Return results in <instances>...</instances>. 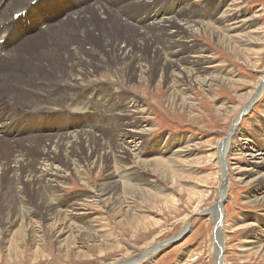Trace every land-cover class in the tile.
Returning <instances> with one entry per match:
<instances>
[{
    "label": "rangeland",
    "instance_id": "obj_1",
    "mask_svg": "<svg viewBox=\"0 0 264 264\" xmlns=\"http://www.w3.org/2000/svg\"><path fill=\"white\" fill-rule=\"evenodd\" d=\"M155 4L157 10L150 13L148 7L141 6V14L146 16L137 27L152 28V24L175 18L183 34L177 36L178 43L165 48L162 57L179 63L181 68L165 64L160 71V62L151 63L154 58L148 56L143 78L137 71L131 74L128 67L135 52L130 35L121 30L111 32L108 38L123 42L103 50L98 16L90 22L97 26V32L90 36H83L85 23L79 28L69 26L73 20L70 16L64 26L59 23L48 32L43 30L39 33L43 36L30 43L35 56L41 50L47 52L42 61L45 67L55 66L57 71L67 73L65 57L72 54L73 47L81 46V56L73 60L70 73L73 81L97 79L103 85L102 96H76L99 101L98 109L91 108L94 115L91 110L73 107L76 98L66 94L69 89L56 84L62 80L58 72L39 71L34 61L21 65L26 79L35 82V89L43 83L47 95L59 92L67 103L63 108L73 111L67 112V122L58 126L63 129L58 136H64L71 124L86 122V127L92 122L97 126L98 141L73 148L52 147L41 136L42 141L27 145H0V264H264V199L259 197L264 194V180L248 182L251 176L232 170L252 166L246 154L264 152V0H156ZM129 12L135 14L133 8ZM186 14L198 18L205 29L183 25L180 20ZM63 30L66 32L60 34ZM50 39L57 42L43 47ZM52 47L53 52H48ZM21 52L30 58L27 49ZM183 67L192 68L193 74H185ZM1 70L8 72L5 67ZM172 71L181 75L175 79L186 96H169L167 81L171 82ZM195 76L219 80L192 83L189 79ZM93 83L80 86L78 93H95ZM261 87V95L255 99ZM24 99L30 101L27 96ZM131 117H135L139 133L138 146L131 154L121 150L125 155L120 158L123 154L118 152L124 141L117 142L111 124L114 122L121 131L129 130L123 120ZM224 143L227 148L222 158L217 149ZM107 150L114 153L105 155ZM180 150L183 152L179 154ZM67 151L73 161L64 158ZM95 152L101 156L93 167L88 155ZM43 160L62 170L59 187L27 180L31 172L45 164ZM72 162L80 167L81 180L74 174ZM253 166L258 171L263 168ZM221 167L228 169L223 178ZM222 185L227 186L221 202L222 250L216 253L218 223L213 213L206 212L218 204ZM102 190L112 195V202L91 198ZM52 198L61 209L64 204L88 203L81 211L86 215L73 222L76 232L65 240L66 236H53L49 228L45 208ZM21 201L32 211L34 242L27 237L26 224L18 226ZM4 231L10 234L5 236ZM248 239L256 242L252 251H246Z\"/></svg>",
    "mask_w": 264,
    "mask_h": 264
},
{
    "label": "bare ground",
    "instance_id": "obj_2",
    "mask_svg": "<svg viewBox=\"0 0 264 264\" xmlns=\"http://www.w3.org/2000/svg\"><path fill=\"white\" fill-rule=\"evenodd\" d=\"M155 1L156 0H0V145L11 144L12 142L27 145L30 142L36 143L42 141L43 137L41 136H45V139H47L51 143L52 147L58 145L65 146L66 148H73L79 143H84V145H87L89 142L98 141V137H96L97 135H95V128L97 126L92 125V122L86 127V122L78 125L71 124V126H69V129L65 130L63 134L64 136H62L64 138H62L61 135L58 136V132L62 129L58 128V126L64 122H67L65 118L66 113L70 112L71 114V112L73 111H68L67 108H63L67 107V103H65L66 101L64 102L61 99L59 92L55 93V95L53 96L47 95L44 90L45 85L43 83L42 84L44 86L38 83L40 88L35 89L33 84L35 82L31 81V79L29 78L26 79V72L25 70H23V66L21 65V62L29 65L30 61H34L36 65L34 67L39 71H44L47 69L48 71H53L54 73L58 72L57 75L62 80L60 82H57L56 84L65 89H69L68 91H66V94L71 96L72 98H76V96H102L101 87L103 85H100L99 82L95 81L97 79H92L94 81L93 90H95V93L93 94L88 92L82 94L78 93V88L80 86L87 87L88 85L89 87L92 80L82 82V80H79L80 74L77 76V80H79L78 82L72 80L73 76L70 72L73 70V67L75 65L73 60L77 59L78 56H81L82 50L80 45L73 47L70 50L72 51V54L65 57L66 61L68 62L67 71L69 73H67L66 71H57L58 69L55 66L45 67L42 64V61H44V59L48 56L47 52L45 50H41L40 54L35 56L34 49H31L29 46L33 40L37 41L40 37L43 36V33L39 34L43 30H46L45 32H48L50 27H57L59 23H64V26L65 22L69 21L68 19L70 16L73 17V20L69 23V26L72 25L76 28H79L82 23L86 24L85 28L83 29V36H90V34H92L93 32H97V26H95L94 28L90 24V22L94 21L98 16L101 20L99 24L100 33L98 34L104 36L102 38V49L105 51H107L108 49H112L115 43L119 41L123 42V40L120 39H115L112 41L110 38H108L111 32L115 33L116 31L121 30L128 33V35H130L131 42L134 45L135 52V55L131 56L132 64L128 68L131 71V74H134L137 71L138 77L141 79L146 72L144 67L146 66L145 63H147L146 59L148 58V56H150V58H154V60L150 59L151 63L158 61L160 62V71L164 70L165 64H168L172 69L181 68L179 67V63H174L162 57V52L165 51V48H167V46L172 43H178L179 40L177 39V36L183 34V32H181V30L176 26L177 21H175V18L171 16L170 18H166L162 23L156 25L152 24V28H149L150 26L137 27V24H141L139 23L140 20L144 16H146V13L141 14V6L148 7L150 9L148 13L156 11L157 6L155 4ZM186 4H189V2H187ZM98 5L101 6L98 7ZM97 8L99 9L98 13H94L89 17H81L83 13L92 12ZM130 8H133L135 10V14H131L129 12ZM112 11H114V13ZM225 16L228 17L229 15L225 14ZM123 17H125V19ZM183 17L185 18L180 21H183V25H186V27H198L199 29H205L203 25H200L198 23V18H193L189 14L183 15ZM133 22H136V24ZM138 28H140L141 30ZM64 32L66 31H59L60 34ZM56 34H58V32H56ZM30 37L32 38L30 39ZM47 42L48 44L44 45ZM47 42L43 44V47H47L49 43L52 44L56 43L57 41L56 39H50ZM25 49H27L28 51L26 53L31 54L29 59H26L21 52V50L23 51ZM53 50L54 47L50 48L48 52H53ZM85 54L89 56L93 55V53L90 52H86ZM26 60L27 63L25 62ZM184 62H187V60H184ZM4 67L8 69L7 73L1 70ZM134 68L136 69L134 70ZM183 70L187 75L193 74V69L190 67H183L182 71ZM173 71L170 75L172 77L171 82L167 81L168 87L171 90L169 96H186V93L181 88H179L180 85L177 84L176 80L181 78V75H174ZM80 73L82 74V72ZM32 76L36 78L34 75ZM12 78L13 80L10 81L9 79ZM189 80L192 83L201 81L202 83L207 84L209 81H217L219 79L212 78L201 80L195 76ZM261 83L264 86V76L261 77ZM51 89L52 88H47V90ZM83 89L84 88H82V90ZM258 90L259 91L255 94V99H258L260 97L262 87ZM83 91L85 92V90ZM38 94H40L41 96H38ZM25 96L28 97V99L30 100L29 102H26V100L24 99ZM56 97L58 98V101L54 102V99ZM73 100V107L79 106L81 107L80 110L83 109L82 111L91 110V108L93 107L95 109H98L99 107V101L95 100L94 98H76ZM97 112L99 114L98 110ZM91 113L94 115L92 110ZM82 115L80 116L84 117V114ZM93 115L90 118H93ZM27 118H29V120H27ZM134 124L135 117L123 120V125L126 126V128L129 130L121 131L119 129H116V124L114 122L113 124H111L117 142L124 141L123 147H121L120 152H118L123 154L119 155L120 158H123V156L125 155V151L131 154L134 153L137 149V140L139 133ZM239 134L245 136V133L243 132H239ZM3 138L6 140L3 141ZM20 138H27L28 140H22ZM31 138L32 140H30ZM226 148L227 143H224V145H222L220 149H217V152L220 150L219 152L222 158V155L226 154ZM177 152L180 154L183 151L180 150ZM254 152L255 154L252 155L246 154L247 156H250L247 162L252 164V166H248L243 169H239L238 167L232 168V170H235L236 172H244L246 175L251 176L248 182H255L261 179L264 180V152ZM68 153L69 151L65 152L64 158L69 162L71 158ZM103 153L105 155H108L114 152L107 150ZM42 156L43 159H45L46 156L44 152ZM100 156L101 154L97 152L93 153L91 156L90 154L88 155L91 166L95 167L97 165ZM221 157L220 164L222 163ZM43 161L45 164H43V166H40L38 168V171L31 172L28 175L27 180L36 184L44 183L48 187H59V185L62 183L61 179L64 177L62 170L58 169L57 167H53V164L51 163L47 164L48 161L46 160ZM77 165L78 164L74 163L72 169L75 172L74 174H76L81 180V170ZM253 165H255L256 167L261 166L263 168L262 170L258 171L257 169H253ZM227 172L228 169L226 171L224 168H222L221 177L223 178V175H227ZM147 182L152 181L148 180ZM226 190L227 186L222 185V188H220L219 191V197L217 201L218 204L215 205L214 209L212 208L206 212L207 215H209V213H213L215 223H218L219 230L216 231V243L218 248L217 250H215L216 253H221L220 251L222 250L220 246L222 236L221 227L223 225L221 223V202L224 200ZM111 196L112 195L109 192L102 190L98 194L94 192L91 195V198H93L94 201L95 199L101 200V198H103L102 200H109L110 203V201H113ZM259 197L263 200L264 194L260 195ZM53 199L54 198L48 200V202L46 203L45 215L47 216L46 218L51 222L49 228L52 235L56 238L66 236L63 239L65 240L67 239V236L71 237L76 232L74 230H77V228L74 226L73 222L77 218L84 216L85 213L81 211L85 210V207L88 203L86 202V200H84L81 204L77 202L69 205L64 204L62 208H65L61 209V205ZM18 209L20 210L17 214L19 218V220H17L18 226L22 228L24 227V224H26V228L29 229V231L27 232V237L28 239L31 238L33 240L32 242H34L36 239V232L34 230H31L34 224L31 221L32 216H30L32 211L26 207L23 201H21L18 205ZM4 221H7V219ZM7 229L8 228H6V230ZM2 234L8 235L10 234V231H4L2 232ZM0 242H3L2 237L0 238ZM245 244L246 251H252L257 247L255 246L256 242L251 239H248ZM259 247H261V245ZM153 251L154 249L152 250V252Z\"/></svg>",
    "mask_w": 264,
    "mask_h": 264
}]
</instances>
